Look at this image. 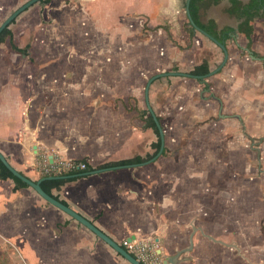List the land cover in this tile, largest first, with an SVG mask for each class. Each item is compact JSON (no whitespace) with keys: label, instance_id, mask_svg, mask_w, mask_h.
Returning a JSON list of instances; mask_svg holds the SVG:
<instances>
[{"label":"crops","instance_id":"obj_1","mask_svg":"<svg viewBox=\"0 0 264 264\" xmlns=\"http://www.w3.org/2000/svg\"><path fill=\"white\" fill-rule=\"evenodd\" d=\"M25 1L0 0V16ZM185 2L49 0L20 13L0 44L10 56L0 59V152L33 180L43 153L87 162L94 170L53 192L120 245L153 240L164 264H264V15L251 21L252 59L230 1L211 4L199 21L231 32L209 92L194 78H155L148 97L162 151L98 168L155 151L145 126L151 76L222 60L189 29ZM210 92L227 116L203 98ZM13 187L0 179L3 264H130L30 187Z\"/></svg>","mask_w":264,"mask_h":264},{"label":"trees","instance_id":"obj_2","mask_svg":"<svg viewBox=\"0 0 264 264\" xmlns=\"http://www.w3.org/2000/svg\"><path fill=\"white\" fill-rule=\"evenodd\" d=\"M47 1H49V0H39V2H41V3H46ZM217 1L218 0H190L189 10H190L191 17L197 26H199L200 28L205 30L207 33L212 35L219 42L224 44L226 39L229 38V33L231 32V30H229L228 28H223L217 33L214 31L215 24L213 22L209 21L207 24H203L199 21V17L201 15H204V12L206 11V9L211 4H213ZM229 1L231 3V6L229 8V13L237 16L240 19V23L238 25V31L240 33H242L243 35H245V37L247 38V45L246 46H247V48L250 49L251 34L253 31L251 21L255 18H260L264 15V0H249L245 4H243L240 0H229ZM13 22H14V20L1 31V33H0V44L3 43L5 41V39L11 35V31H10L9 26ZM191 32H193V31H191ZM11 48L13 50L23 54V55L27 56V54H28L27 48H22V49L18 48L13 43H11ZM253 55L256 56L255 53H253ZM256 57H258V56H256ZM209 70L210 69H209L208 62L206 59H204L200 64L195 65L192 69H190L188 71V73L192 74V75H204V74L208 73ZM205 87L209 88V85L207 84ZM147 113H148V111H145L144 115H146ZM157 120L159 121V118H157ZM145 121H146L145 126L152 128L153 131L157 135V141L155 143H153L155 151L152 154H147L144 157L137 156V157L126 159V160L119 161V162H109V163L101 165L98 168L112 167V166H118V165H130L133 163H139V162L147 161V160L153 158L159 150L160 137L158 134V128L155 124V121L150 114L145 118ZM92 170H94V168L92 166H90L89 164H87V167L84 170H80V171L75 170L72 172L65 173L64 175L68 176L66 178H47L48 176H51V175H42V176H39L38 179H42V178L46 177V178L42 179L40 182L41 188L47 194L52 196L53 198L59 200L61 203L65 204V205H67V203L64 200L60 199L58 194H55L52 189L53 188L59 189L60 186L63 183H65L66 181L71 180V179H76L78 177V175H80L81 173L90 172ZM0 179H11V180H13V182H14L13 188L14 189L20 188V187H29L26 183L22 182L20 179L15 177L1 162H0ZM38 179H36V180H38Z\"/></svg>","mask_w":264,"mask_h":264},{"label":"water","instance_id":"obj_3","mask_svg":"<svg viewBox=\"0 0 264 264\" xmlns=\"http://www.w3.org/2000/svg\"><path fill=\"white\" fill-rule=\"evenodd\" d=\"M38 1L39 0H26L25 2H23L22 4H20L17 8H15L14 10H12L0 22V33L13 20H15L20 13H22L28 7H30L31 5L35 4ZM189 2H190V0H186V2H185V12H186L188 21L190 23L189 29L191 31H193V32H195V31L199 32L204 37H206L208 40H210L214 44H216L221 49V51H222V60L220 61V63L214 69L209 70V72L206 73V74H204V75H192V74H189L188 72H181V71H177V72H165V73L155 74V75L151 76L147 80L146 85H145V89H144L145 102H146L147 109L150 112V114H151L152 118L154 119L155 124H156V126L158 128L159 137H160V149H159L158 154L163 149L164 134H163L162 128L160 126V123L157 120V117L154 114V112L152 110V107L150 105V102H149L148 91H149V86H150L151 82L155 78H158L160 76L178 75V76L190 77V78H194V79L198 80L200 84H203L204 87L200 90V94L203 95V93L209 92V88H206L205 87L208 84L206 82V78L209 77V76H211V75H213L217 71H219L220 68L225 64V62L227 60V57H228V53H227V49H226L225 45L223 43L219 42L212 35H210L205 30H203L202 28H200L199 26H197L195 24V22L193 21V19L191 17V14H190ZM245 51L249 53V57L250 58H252V59H255L256 58L252 54L251 50H249L248 48H245ZM203 98L204 99H215V100H217L218 103H219V107H218V117L221 118V117L227 116L225 114H222L223 104H222L221 100L217 96H215L213 93L210 92L209 95L204 96ZM49 161L50 162L52 161V156H49ZM0 162L15 177H17L18 179H20L22 182L26 183L32 190H34L45 202H47L48 204L56 207L57 209L61 210L62 212L66 213L70 218L74 219L76 222H78L79 224H81L82 226H84L85 228H87L88 230H90L91 232H93L96 236H98L101 240H103L105 243H107L115 252H117L127 262H129L130 264H142L132 254H130L124 247H122L120 244H118L117 242H115L114 240H112L109 236H107L104 232H102L99 228H97L87 218H85L84 216H82L77 211L73 210L70 206L61 203L59 200H57V199L53 198L52 196H50L49 194H47L41 188V186H40L41 180L44 179V178H46V177H44L42 179H38V180H33V179L27 177L23 173H21L18 170H16L8 162V160L6 159V157L1 152H0ZM104 169H108V168H104ZM98 171H101V170H95L94 172H98ZM66 177H68V176H66V175H51V176H48L47 178H66Z\"/></svg>","mask_w":264,"mask_h":264},{"label":"built area","instance_id":"obj_4","mask_svg":"<svg viewBox=\"0 0 264 264\" xmlns=\"http://www.w3.org/2000/svg\"><path fill=\"white\" fill-rule=\"evenodd\" d=\"M39 164L43 175H64L75 170H84L87 167L85 161L64 159L59 156H53L50 162L49 156L44 153L39 158ZM121 246L142 264H164L162 254L151 239L125 238L122 240Z\"/></svg>","mask_w":264,"mask_h":264},{"label":"rangeland","instance_id":"obj_5","mask_svg":"<svg viewBox=\"0 0 264 264\" xmlns=\"http://www.w3.org/2000/svg\"><path fill=\"white\" fill-rule=\"evenodd\" d=\"M10 12H11V10H9L7 13H5L4 15H2V17L0 16V22H1V21H2V20H3V19H4L9 13H10ZM2 53H4V55H5L6 57H10L9 55H7V53H8L7 51H4V52H3V50H0V59L4 57ZM17 57H18V56H17ZM17 57H16V58H17ZM64 69H65V68H64ZM67 69H68V68H67ZM69 69H70V68H69ZM69 69H68V75H70V73H71V72H69ZM55 73H56V74H59V72H54V74H55ZM91 73H92V72H91ZM128 101H129V100H128ZM251 244H252V243H250V241H247V242H246V247H247L249 253H250V251H251V250H249V247H250ZM250 254H251V253H250ZM251 261H252V258H251ZM2 262H3V261H2V259H1V257H0V264H3Z\"/></svg>","mask_w":264,"mask_h":264}]
</instances>
